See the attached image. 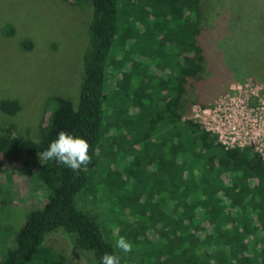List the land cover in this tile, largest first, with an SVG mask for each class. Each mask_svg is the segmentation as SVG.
<instances>
[{"label": "trees", "instance_id": "obj_1", "mask_svg": "<svg viewBox=\"0 0 264 264\" xmlns=\"http://www.w3.org/2000/svg\"><path fill=\"white\" fill-rule=\"evenodd\" d=\"M62 1L92 8L77 104L52 97L36 139L0 133V208L20 179L43 198L10 243L0 237V264H70L46 243L58 229L91 264L106 252L134 264L116 247L119 236L141 246L142 264H264V157L226 147L190 118L229 82L209 68L215 31L201 0ZM109 78L119 86L108 89ZM19 109L16 98L0 100L4 114ZM61 130L88 140L86 170L39 160ZM120 163L123 181L108 183ZM90 191L91 201L107 200L125 217L115 240L78 205Z\"/></svg>", "mask_w": 264, "mask_h": 264}, {"label": "rangeland", "instance_id": "obj_2", "mask_svg": "<svg viewBox=\"0 0 264 264\" xmlns=\"http://www.w3.org/2000/svg\"><path fill=\"white\" fill-rule=\"evenodd\" d=\"M201 6L209 28L215 31L207 42L209 68L216 79L229 80L212 106L218 102L222 107H236L238 119L243 114L264 125V0H201ZM91 14L88 5L62 0H0V100L16 98L20 104L15 114L0 111V133L11 128L14 134L36 139L52 97H66L77 104ZM118 81L109 78L108 89L119 86ZM134 101L139 107L140 101ZM196 114L192 111L190 118L199 120ZM118 166V172L108 174V183L120 185L123 181L122 163ZM90 193L78 196V205L97 215L103 232L114 238L119 220L125 217L107 200L91 201ZM5 198L7 203L0 208V237L7 244L28 209L43 198L26 179L15 181L12 197ZM46 243L54 245L70 264H91L88 255L61 229L49 234ZM131 244L132 251L124 255L132 263L142 264L141 246Z\"/></svg>", "mask_w": 264, "mask_h": 264}, {"label": "built area", "instance_id": "obj_3", "mask_svg": "<svg viewBox=\"0 0 264 264\" xmlns=\"http://www.w3.org/2000/svg\"><path fill=\"white\" fill-rule=\"evenodd\" d=\"M213 104L194 105L192 111L197 112L199 120L195 117L194 119L200 122L205 129L215 133L218 140L226 147L250 145L251 150L264 157V125L262 122L243 114L238 119L236 107L233 109L228 106L222 107L218 102L215 106H212Z\"/></svg>", "mask_w": 264, "mask_h": 264}, {"label": "clouds", "instance_id": "obj_4", "mask_svg": "<svg viewBox=\"0 0 264 264\" xmlns=\"http://www.w3.org/2000/svg\"><path fill=\"white\" fill-rule=\"evenodd\" d=\"M89 148L90 144L83 136L61 130L57 138L50 142L49 147L38 155L40 161L54 159L70 170L79 172L82 169L86 170L91 162ZM116 247L125 253L132 251V244L125 236H119ZM101 264H120V257L118 254L106 252L101 257Z\"/></svg>", "mask_w": 264, "mask_h": 264}]
</instances>
